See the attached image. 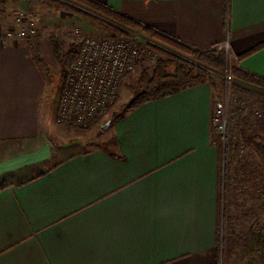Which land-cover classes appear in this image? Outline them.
<instances>
[{
    "label": "crops",
    "instance_id": "1",
    "mask_svg": "<svg viewBox=\"0 0 264 264\" xmlns=\"http://www.w3.org/2000/svg\"><path fill=\"white\" fill-rule=\"evenodd\" d=\"M93 1L195 49L227 39L235 67L264 78V47L236 61L264 42V0ZM3 2V28L25 10L37 24L35 38L0 46V264H219L212 82L124 111L101 145L53 151L57 105L31 50L55 66L49 14L35 1ZM76 26L77 40L87 35ZM260 149L245 161L264 163Z\"/></svg>",
    "mask_w": 264,
    "mask_h": 264
},
{
    "label": "rangeland",
    "instance_id": "2",
    "mask_svg": "<svg viewBox=\"0 0 264 264\" xmlns=\"http://www.w3.org/2000/svg\"><path fill=\"white\" fill-rule=\"evenodd\" d=\"M3 1L0 0V14L2 13L3 6L6 7V10L9 7L8 2L5 6ZM59 1L76 7L83 13H86V15L106 21L119 30H122L124 33L136 32L133 29L123 27L105 16L71 0ZM35 2L40 3L41 7L39 8L46 16L49 14L48 26L43 29L45 32L44 34L50 41L52 39L57 40L62 53L67 52L72 44H77L76 36L73 35V28L77 27L76 25H81V27L78 26V28L87 35L105 36L116 34L115 32H107L92 25V23L82 15L74 14L65 9L47 6L43 4L41 0ZM52 19L56 20L54 25H51ZM139 34L141 44L146 51L142 66L148 68L149 71L154 67L159 52L149 49L147 47L148 44L156 45L165 51L201 65L192 57L164 45L155 39H149L142 32ZM72 57L73 56H70L65 60L64 65H60L54 57L55 66L48 67L49 71L47 72L48 75H46L47 90L45 93L49 98L48 100L51 103V108H53V106L55 108V105L58 106V97L65 83L66 66L69 59L71 60ZM226 60L227 69L231 71L232 67L235 66L232 54H230ZM201 66L208 69L206 66ZM63 68L64 76L62 79L61 74ZM140 69V66H136L122 80L114 104L103 116L95 118L88 126L74 127L58 124L56 121V106L55 114L51 113L50 116L52 118V123L55 122V125L58 124L59 129L55 128V131H53L51 135L46 134V140L51 143L52 150L56 151L62 145L71 146L73 149H88L95 145H101L109 134L108 129H110L113 118L121 112L123 106L131 99ZM207 79L216 87L218 99H228V115L230 118L228 134L230 133V136H234L237 143V145L233 146V143L230 142L231 146L228 147L229 142L227 138L224 146L221 144V152L223 153L221 166L224 167V189L221 188V193L222 196L224 194L225 197L224 207L229 220L227 225L224 223L222 236H220L221 247L219 249L220 257L218 263L264 264V163L250 165L245 161V154L248 152L250 146H256L258 149L261 148V151L264 149V99L236 93L232 90L231 83L229 86L227 85L223 74L217 75V73H211ZM246 86L249 89L258 90L249 85ZM261 91L264 92L263 90ZM253 109H259L260 112H262L259 119L252 116ZM105 124L106 126L102 128ZM241 139L244 144L243 148L245 149L241 155L237 157L235 152L238 150L241 152V145L238 146Z\"/></svg>",
    "mask_w": 264,
    "mask_h": 264
},
{
    "label": "built area",
    "instance_id": "3",
    "mask_svg": "<svg viewBox=\"0 0 264 264\" xmlns=\"http://www.w3.org/2000/svg\"><path fill=\"white\" fill-rule=\"evenodd\" d=\"M36 24L37 14L30 10L15 15L13 25L3 28L0 23V46L34 38ZM134 31L105 36H79L75 53L67 63L65 83L58 97V124L88 126L114 104L122 80L146 56L140 31ZM216 47L223 50L228 59L231 54L229 41L225 39ZM223 75L229 86L233 82L231 71L226 69ZM261 113L255 109L254 116L259 118ZM211 121L224 146L229 125L227 98L213 103Z\"/></svg>",
    "mask_w": 264,
    "mask_h": 264
},
{
    "label": "trees",
    "instance_id": "4",
    "mask_svg": "<svg viewBox=\"0 0 264 264\" xmlns=\"http://www.w3.org/2000/svg\"><path fill=\"white\" fill-rule=\"evenodd\" d=\"M71 1L105 16L106 18L114 21L115 23L123 27L130 28L133 30H139L140 32L145 34L149 39H155L164 45H167L175 50L182 52L183 54L192 57L199 64L208 67V69H206L201 65H198L189 60L174 55L168 51H165L157 47L156 45L148 44L147 47L149 49L153 51L155 50V52L156 51L159 52V56L155 61V65L149 71L148 68L142 66L143 60L138 62L136 66H140L141 69L136 81V86L132 94V97L123 106L121 112L117 114L112 121L120 118L123 112L126 110L135 109L145 102L157 100L169 96L181 90L182 88H185L192 84L202 83L205 81V79H207V77H209V75L212 72H218L224 74L225 70L227 69L226 55L223 50H219V49L217 50L216 45L206 50L195 49L182 42H179L178 40L172 38L171 36L155 28L147 26L123 13L117 12L114 9L104 4L95 2L93 0H71ZM41 2L53 8L65 9L71 11L74 14L82 15L86 19H88L92 23V25L97 26L104 31L115 32L116 34L124 33L122 30H119L112 24L103 21L101 19L94 18L93 16L86 15V13H83L76 7L62 3L59 0H41ZM51 44L53 47V55L55 59L60 63V65L62 64L64 65V61L75 53L76 50L75 45L77 47V44H72L67 52L62 53L60 45L58 44L56 39H52ZM263 47H264V42L257 45L251 50H248L242 54L237 55L236 61L251 55L252 53L256 52L257 50ZM31 50H32V56L34 62L44 71L48 72L49 68L47 64L44 62V60L41 58L39 49L36 46H32ZM231 74L233 76V82L231 83V88L233 91H235L236 93H240L242 95H249L256 97L258 99H264V92L261 91V90L264 91L263 77L241 71L237 69L235 66L232 67ZM61 75L63 79L64 68L62 69ZM62 85H63V81H62ZM246 85L254 87L258 90L249 89ZM254 111L255 109L252 110V116H254ZM254 118L259 119L258 117L255 116ZM227 138L229 142L228 147L231 146L230 142L233 143V146L237 145L234 136H230V133L228 134V129H227ZM240 145H241V149H240L241 152L239 150L235 152L237 157H239L245 149L243 148L244 144L242 142V139L240 140V144L238 146ZM261 152L264 153V149ZM218 153H219L220 168H219V202H218V212H217L216 234H217V241L219 242L220 245V236H222L224 223L225 225H227L229 220L226 215V210L224 207L225 197L224 194L222 196L221 193V188L224 189V167L221 166V161H223L221 160L223 158V153L221 152V142H219Z\"/></svg>",
    "mask_w": 264,
    "mask_h": 264
},
{
    "label": "water",
    "instance_id": "5",
    "mask_svg": "<svg viewBox=\"0 0 264 264\" xmlns=\"http://www.w3.org/2000/svg\"><path fill=\"white\" fill-rule=\"evenodd\" d=\"M106 126V124L104 126H102V128H104Z\"/></svg>",
    "mask_w": 264,
    "mask_h": 264
}]
</instances>
